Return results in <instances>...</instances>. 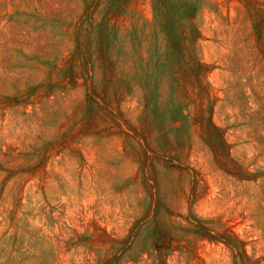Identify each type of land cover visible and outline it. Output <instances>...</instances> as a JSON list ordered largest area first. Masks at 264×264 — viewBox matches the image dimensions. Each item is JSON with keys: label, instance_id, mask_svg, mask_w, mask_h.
<instances>
[{"label": "rangeland", "instance_id": "374dc122", "mask_svg": "<svg viewBox=\"0 0 264 264\" xmlns=\"http://www.w3.org/2000/svg\"><path fill=\"white\" fill-rule=\"evenodd\" d=\"M0 264H264V0H0Z\"/></svg>", "mask_w": 264, "mask_h": 264}, {"label": "trees", "instance_id": "16d2710c", "mask_svg": "<svg viewBox=\"0 0 264 264\" xmlns=\"http://www.w3.org/2000/svg\"><path fill=\"white\" fill-rule=\"evenodd\" d=\"M194 8H192V6L189 7V9L187 10V13H189V16L190 15H193L194 11H193ZM179 14V11L178 9H175L171 15L174 16L176 15V17H174L172 19V23H170V28H169V42H170V45L172 47L173 50H175L177 53H180L181 50H180V35H179V28H177V26L175 25V22L174 20H179V17L180 16H177ZM182 15V14H181ZM168 37V36H167Z\"/></svg>", "mask_w": 264, "mask_h": 264}]
</instances>
